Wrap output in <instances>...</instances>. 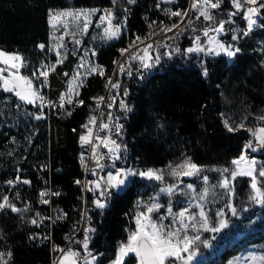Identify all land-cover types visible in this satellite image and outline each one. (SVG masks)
I'll list each match as a JSON object with an SVG mask.
<instances>
[{
    "label": "trees",
    "instance_id": "trees-1",
    "mask_svg": "<svg viewBox=\"0 0 264 264\" xmlns=\"http://www.w3.org/2000/svg\"><path fill=\"white\" fill-rule=\"evenodd\" d=\"M191 1L136 0L135 4H128L127 0H0V47L18 50L28 64L23 73L31 75L33 63L44 55L38 45L49 40L53 9L126 10L127 32L122 45L129 47L137 36L148 37L152 29L164 22L178 23L181 17L167 14L170 12L167 7L184 13ZM223 4L221 12H230L228 0ZM261 14L258 24L264 25V9ZM235 20L227 24L239 37L233 42L240 52L232 60L226 55L194 56L185 58L186 61L177 56L150 68L147 80L131 83V111L126 114L121 137V143L127 145V152L121 153L127 166L142 170L165 168L186 158L200 166H226L253 140L252 129L264 125L258 119L264 116V27H254L243 35L246 21L243 16ZM227 35L232 38V31ZM183 38L181 45L189 46L192 38L187 35ZM42 93L50 97L46 89ZM91 103L92 97L73 107L66 123L65 144L55 148V107L49 111L45 106L27 104L14 94L0 91V202L7 196L22 210L13 212L7 207L0 210V252L11 253L10 258L6 256L8 264H53L52 242L64 244L66 233L81 222L85 198L76 183L84 176L80 133ZM41 114V119H35ZM225 119L233 127L241 122L244 127L228 132ZM14 176L19 177L18 183L10 185L8 181ZM25 180L30 183H23ZM46 180L59 191V196L47 204L41 196ZM235 184L237 199L246 201L253 195L247 177H240ZM151 188L133 177L121 193L112 190L103 215L94 206L90 227L96 231L90 234L89 250L104 253L102 264L114 258L120 243L126 242L129 232L135 229L137 201L147 196ZM53 206L66 213L54 223L48 220ZM36 210L43 215L40 225L30 222ZM253 216L258 220L251 230H234L227 238H221L214 250L200 246L207 258L198 264H225L229 256L248 245L264 247V207H253L249 217ZM83 235L84 231L80 240ZM78 247L85 255L82 245ZM135 263L136 259L130 255L126 264Z\"/></svg>",
    "mask_w": 264,
    "mask_h": 264
},
{
    "label": "snow or ice",
    "instance_id": "snow-or-ice-1",
    "mask_svg": "<svg viewBox=\"0 0 264 264\" xmlns=\"http://www.w3.org/2000/svg\"><path fill=\"white\" fill-rule=\"evenodd\" d=\"M228 2L235 10L225 13L228 16L227 20H217L212 10L220 9L224 0H195L192 4V8L196 9L199 13L196 18L200 19L203 17L205 21H210L212 23L203 29V35L208 37V45H202L200 43V37L196 36L194 38V46L187 48L185 50L186 53H207L214 56H218L223 53L230 58L235 57L236 54L240 52V48L235 47L233 44L226 45L218 39H215V36H209V33L212 32L216 35L222 34L225 31V25L234 23L232 18L241 15V12L239 11L241 9H244L243 18L246 21V29L244 30L243 35H247L254 27H264V25L258 24V20L262 18L260 16V10L264 9V0H228ZM127 3L135 4L136 0H127ZM97 11L100 10H80L78 12L65 11L50 15V19L53 21H59L63 17H72L76 20H80L82 18L84 21L82 31L86 32L88 29L89 17ZM167 14L171 16H180L181 20H183L184 16H187V12L181 13L179 11H170ZM100 22L101 24L107 22V26L104 28V37L102 38H106L108 40L120 38L122 27L119 24H113V13L111 10H104V15L100 17ZM191 23L192 22L189 21L190 25ZM178 27L179 25L177 24H173L171 27L164 26L161 28V31L170 32L173 28ZM151 35L153 34L150 33L149 37ZM149 37H146L145 39H148ZM238 38V36H233V40H237ZM136 40L140 41V37L137 36ZM142 42L143 41H141V43ZM77 43H79V41H77ZM38 47L40 49H44L45 45L39 44ZM60 47H63V45H60ZM160 47L171 48L172 46L167 43L157 44V54L155 56L154 63L152 62L153 58L149 54V49L152 48V44H148L144 47V49L140 50L143 54H140V51L131 53L126 60V63L129 65L127 75H132L130 70L131 60L139 61L140 66L145 69L154 67L155 64H158L161 58L158 51ZM120 51L124 54L129 50L121 49ZM179 52L180 49L176 47L174 52L168 51L164 54L171 57L173 54ZM57 55H60L59 51H57ZM93 55H95L94 51ZM57 63H63V60H58ZM27 67L28 64L25 57L21 55L18 50L7 51L3 47H0V91L14 94L19 101L27 104H37V102H39L40 107L43 108L45 106V98L40 95V88L46 86L49 72L54 71L55 66L41 64L39 69H34L31 75H22L20 69ZM83 67H85V65L82 61L81 64L78 65V69ZM125 71V66L123 64L119 65V72L124 73ZM92 73L103 76L104 70L98 65H91L88 67L85 74L88 75ZM203 74L205 76L207 75V68L203 69ZM64 75L67 76L68 73H65ZM79 76L80 73L77 71V73L69 81L67 93V103L69 104L72 103L73 94L79 95V92L75 91V89L83 85V80H80ZM40 77H44V80L40 82V88L34 87V80H39ZM109 84H111L112 88L118 89L120 87L119 83L112 84L111 80H109ZM124 95H128L127 91L124 92ZM98 99L99 101H103L104 98L99 97ZM114 99L115 98H113V100ZM64 102L65 94H61L59 97V106L63 107ZM78 103L82 105L84 101L79 100ZM48 104L53 107L55 106V104L50 101ZM19 106L20 105L18 104L17 107ZM107 106L111 108L113 105L110 103ZM119 106L125 113L131 111V108H129L123 99L120 101ZM67 114L71 115V112H68ZM41 118L42 114L35 116V119L37 120ZM96 119L97 118L95 116H92L90 117L89 122L84 125V128L87 129V134L82 135L80 137V141L82 144L91 146L93 159L96 161V166L98 168L102 169L105 167V165L100 163L102 157L97 155V149L100 144H103L110 154L109 159L112 161L111 167L114 171H109L106 176L98 177L96 181L91 182L93 187L89 189L94 193L98 192L93 200V204L97 209L101 210V215H103V209L108 207V202L111 199L112 190L115 189L118 192L123 191L130 176H140L150 180L154 179L156 181H164V170L153 168L137 170L130 167L119 169L115 168V161L120 159L122 152H127V145L118 143L117 140L111 138V135L103 139L97 135L95 140L99 143H93V132L90 125H94L96 123ZM109 119H111V114H109ZM258 119L264 121V116H260ZM118 120L119 117L113 121L111 126L105 123L100 127L101 129H109L110 132H114L117 136H120L123 125L119 124ZM223 123L228 132L239 131V129L244 127L243 122L236 127H233L227 119H225ZM252 134L258 139V146L264 147V127L259 128ZM244 148L245 150H256L251 141H249ZM81 160L83 162V156L81 157ZM231 163L232 165H235V167L231 170L229 168L217 169V171L225 173L222 180L219 182L218 187L225 189L226 193L231 198L235 195L233 182L237 179V177H249L251 180L250 186L254 190V195L251 196V199L255 203L264 204V189L258 186L257 183L258 177L264 178V163L260 164L259 170H257V160L254 157L249 158L247 154L240 155L238 159L233 160ZM91 171L95 174V169H91ZM202 171L203 168L192 162L191 158H186L183 163L176 166H172L171 164L168 165V175L176 178L182 176H197ZM207 179V176L203 177L204 181H207ZM8 183L11 185L14 182L8 181ZM23 183H30V181L25 180ZM76 183L79 184L80 181H76ZM178 187V184H165V186L161 187L159 192L150 197L147 202L143 200L137 201V208L142 210L135 212V229L129 232L126 242L120 243L117 252L114 254V259H111L109 264H125V259L128 258L130 254L137 260V264H191V261L196 254L194 245L196 247H198L199 244L210 246V242L208 240H201V230L219 232L221 229L228 226V221L224 219L225 212L221 209L215 212V216L219 217L216 221L217 226L210 227L211 217L206 212L204 203L209 194V189L207 187L204 188L203 192L200 194L199 200L196 201V207L199 208L198 213L191 212L188 207H185L177 213H173L171 204H169L167 206V215H157L154 219L153 214H158L160 209L165 207L159 203L160 195L165 194L167 196H171ZM187 188L191 189L192 185H187ZM44 195H46V193H41V196ZM52 195H59V193H52ZM42 202L45 204L49 203L48 200H42ZM5 207L10 208L13 212L22 211L12 204L7 196L2 198V202H0V210H3ZM225 207L230 208L232 215L237 214L236 208L232 207L230 203L226 204ZM65 215L66 213H63L62 216L57 217V219H61ZM169 217H171L170 222L165 224L164 221L169 219ZM30 222L32 224L37 223L35 219ZM190 230L195 234H189ZM95 231V228L89 226L84 229L83 239L80 241H74L75 243L82 245L83 252L85 253L83 256H81L80 251H73L71 248H69L66 252L64 249H56L62 253V256L58 260V264H79L80 261H82L83 264H102L101 258L104 256V253L94 254L91 250H89L90 234L95 233ZM6 256L10 258L11 253L0 252V264H8V259L5 258ZM260 259L264 261V257H261Z\"/></svg>",
    "mask_w": 264,
    "mask_h": 264
},
{
    "label": "rangeland",
    "instance_id": "rangeland-1",
    "mask_svg": "<svg viewBox=\"0 0 264 264\" xmlns=\"http://www.w3.org/2000/svg\"><path fill=\"white\" fill-rule=\"evenodd\" d=\"M195 0L191 1V6L187 11V16L183 17V20H180L178 23H173L179 25L178 28H173L170 32H162L161 28L164 26L171 27L173 24L172 22H164L161 27H157L152 29L151 35L148 39H140V41L135 40L129 47H124L122 44L123 37L127 32V19L125 24V18H127L126 10L115 8V7H108V8H65V9H53L50 15H54L56 13L65 12V11H75L78 12L80 10H92V9H99L95 14L89 17L88 20V29L86 32L82 31L84 21L81 18L80 20H76L72 17H63L59 21H53L50 19V35L49 40L44 47V55L41 60L33 63L34 69H39L41 64L45 65H54L55 70L50 71L49 75L51 77V81L45 88H40V84L34 80V87L40 88V94L42 90L46 89L49 94V101L55 104V125H53V141L55 148L62 147L65 144V131H66V123L68 122V112H71L73 107L76 104H79V100H85L86 98L93 97L100 89V81L101 79L108 73V70L114 66L115 61L118 59L119 55H121V49H129L136 46H143V48L148 45L152 44V48L149 49V54L153 58L152 62L154 63L155 56L157 54V44H164L167 43L171 45V48L160 47L158 49L160 53V61H171L175 59L177 56L180 58H184L186 61L188 58L194 56H204L209 55L207 53H186V49L189 47H193L195 44V37H200V43L204 46L208 45V37L203 35V29L211 24L210 21H205L203 17L197 19L196 17L199 15L198 11L192 8V4ZM224 4L221 5V7ZM232 6V5H231ZM104 10H111L113 13V24H119L122 27V32L119 39L108 40L104 37V28L107 26V22L101 24L100 17L104 15ZM235 10L233 6L231 7V11ZM173 11V10H171ZM222 9H214L212 10L213 14L216 16L217 20L220 19H228V16L221 12ZM241 15L243 16L244 9L239 10ZM182 13V11L179 10ZM260 16L261 10H260ZM237 17V16H236ZM233 17L234 23L236 22L235 18ZM245 20V19H244ZM191 21V25L189 24ZM259 21V20H258ZM233 24V23H232ZM237 29V26L234 27V30ZM229 31H232V38H228ZM187 35L188 37L192 38V42L189 46L183 47L181 45L182 41L184 40V36ZM209 36H215V39L227 44H233L236 47V44L233 42V36H237L235 31H233L232 26L225 25V31L222 34L216 35L212 32L209 33ZM171 38V39H169ZM79 41V43H77ZM141 41H143L141 43ZM63 45V47H60ZM131 46V47H130ZM178 47L180 49L179 53L173 54L171 57L166 56L164 53L168 51H173ZM57 51L60 52V55H57ZM93 51L95 55H93ZM220 55H225L221 53ZM227 56V55H226ZM228 57V56H227ZM232 60L233 57H228ZM63 60V63H57L58 60ZM83 61L85 67L79 68L78 65L81 64ZM160 63V62H159ZM158 63V64H159ZM158 64H155L154 67L156 68ZM91 65H98L103 68L104 75L101 76L96 73L86 75V71L89 66ZM23 68L20 69L22 75H26L22 71ZM150 69V68H149ZM151 70V69H150ZM79 71L80 76L79 79L83 80V85L76 88L75 91L79 92V95H72V103H67V93L69 88V81L72 77ZM68 73L67 76L64 74ZM61 94H65V102L64 106H59V97ZM264 127L259 126L252 129V132L257 131L259 128ZM253 143L255 151L252 149H247L243 151L242 154H247L249 158H255L257 160V170H259L260 164L264 158H262L264 154V147L258 146V139L253 136ZM241 154V155H242ZM239 158V157H238ZM236 158V159H238ZM234 159V160H236ZM185 160V159H184ZM182 160L179 163L172 164V166H176L180 163H183ZM233 161V160H232ZM203 171L197 175L192 177L182 176L179 178L173 177L168 175V166L165 168H153V169H163L164 170V181H156L154 179L150 180L145 177L140 176H130L128 178V182H126L125 188L130 185L133 177H138L139 179L143 180L146 185H151L150 193L140 198L139 200H143L147 202L150 197L154 196L156 193L159 192L161 187H164L165 184H178L179 187L177 190L171 195L167 196L165 194H161L159 197V203L164 205L165 207L161 208L159 213H154L153 218L155 219L157 215H167V206L171 204L173 213H177L183 210L185 207H188L191 212L198 213L199 208L196 207V201L199 200L200 194L203 192L204 188L207 187L209 189V194L207 196L205 203V210L208 215L211 217L210 227H216V221L219 217L215 216V212L217 210H223L225 212V217L228 221V226L221 229L219 232H210L201 230V240H208L210 242V246H205L203 244H199L198 247L194 245L196 249V254L191 261V264H198L200 261L205 260L207 255L202 254L200 250V246H204V248H208L209 250L216 249L218 243H221V238H227L234 230L242 229L241 232H245L252 229V224L258 220L257 216L249 217L251 211H253V207L259 206L264 207V204L255 203L251 196H248V200L244 201L243 198L237 199L236 190H235V182L240 178L233 182V187L235 190V195L233 197H229L226 193L225 189L218 187L219 182L222 180L223 175L225 173H221L217 171V169L229 168L230 170L235 167L230 163L226 166H201ZM119 168H129L127 164L124 166H120ZM118 168V169H119ZM133 168V167H130ZM134 169V168H133ZM137 169V168H135ZM142 170V169H137ZM146 170V169H144ZM109 172V171H108ZM107 172V173H108ZM106 173V174H107ZM106 176V175H105ZM207 176V181L203 180V177ZM249 184L251 185V180L249 177ZM258 186L264 189V178H257ZM191 184L192 188H187V185ZM123 190V191H124ZM115 192H118L114 189ZM119 191L118 193H121ZM231 204L232 207H235L237 210L236 215H232L230 208L225 207L226 204ZM142 210L138 209L137 211ZM248 217V218H247ZM261 219V218H260ZM171 220H165L164 223L168 224ZM189 234L192 233L191 230ZM221 241V242H220ZM202 248V247H201ZM131 255V254H130ZM62 256V255H61ZM130 257V256H129ZM128 257V258H129ZM264 257V247H257L255 245H248L245 249H240L236 253H233L226 259L225 264H264L260 258ZM6 258V257H5ZM125 259V264L127 259ZM7 259V258H6ZM114 259V258H113ZM111 260V259H110ZM107 264H109V261ZM137 264V260L136 263Z\"/></svg>",
    "mask_w": 264,
    "mask_h": 264
},
{
    "label": "built area",
    "instance_id": "built-area-1",
    "mask_svg": "<svg viewBox=\"0 0 264 264\" xmlns=\"http://www.w3.org/2000/svg\"><path fill=\"white\" fill-rule=\"evenodd\" d=\"M167 9L171 11V6H168ZM144 49L143 46H136L129 48L128 52L119 55L118 59L115 61L114 66L112 67L111 71L106 75L103 82L101 83L100 90L92 97V103L90 105V113L87 116V118L84 120L80 137L82 135L87 134V129L84 128V125L89 122L90 117L95 116L96 123L94 125H90L92 128L93 136L92 140L93 143H99L95 140V137L99 135L102 139L111 135L112 139L117 140L118 143H121V137L124 131L125 126V117L127 112L125 113L120 108V101L123 99L124 102L131 108V103L129 100V94L131 89V83H134L139 80H147V76L151 75V70L142 68L140 66V62L137 60H131L130 61V70L132 75H127V69L129 67L128 63H126L127 58L131 55V53L138 52L140 50ZM140 54H143L142 51H140ZM123 64L126 68V71L124 73L119 72V65ZM44 80V77H40L39 80H36L37 83L40 84L41 81ZM109 80H111L112 84L119 83L120 87L112 88L111 84H109ZM51 81V77H47V84ZM45 88V87H43ZM127 91L128 95L125 96L124 92ZM45 98V107L49 109V111L52 110V106L48 104L49 97L46 93H41ZM99 97H103V101H99ZM113 98H115L113 100ZM112 104L113 106L109 108L107 105ZM37 105H40L39 102H37ZM55 109V108H53ZM109 114H111V119H109ZM119 117L118 123L123 125V128L121 129V135L117 136L114 132H110L109 129H101L102 124H109L112 125L113 121L116 120V118ZM80 144L83 148L80 156V164L81 169L84 173V176L82 179H79L77 181H80V183L77 185L81 186L84 198H85V205L83 209V215L81 222L78 224H74L71 229L66 233L64 237V244L60 245L57 242L53 241L51 248L53 252V264H58V260L61 257L62 253L60 251H57L56 249H64L65 252L71 248L73 251H80L78 247V243H75L74 241H80L81 235L84 231V229L91 226V212L94 209L93 200L95 196L98 194L94 193L93 191H90L89 189L93 187L91 182H94L98 179V177L105 176L108 171H114V169L111 167L112 161L109 159V153L108 150L103 146V144H100L99 148L97 149V155H100L102 159L100 160V163L105 165L104 168H98L96 166V161L93 159V154L91 151L90 145L82 144L80 141ZM83 156V162L81 160V157ZM125 162L122 157L120 159L115 161V168H119L120 166H124ZM91 169H95V174L91 171ZM43 176V175H42ZM18 176H14L12 178L13 184L18 183ZM103 183V182H102ZM114 190V189H113ZM59 191L55 190L54 186L46 180L44 182V187L41 191V193H46V195L42 196L45 200H48L50 202H53L55 198H57L59 195H52V193H56ZM51 214L48 215V220H50L52 223H54L57 219V217H60L62 215L61 209L57 208L56 206H53L51 208ZM37 221L36 225H40L43 221V215L40 212V210H36L34 213V217ZM81 253V251H80ZM82 256V253H81ZM79 264H83L82 261L79 262Z\"/></svg>",
    "mask_w": 264,
    "mask_h": 264
},
{
    "label": "crops",
    "instance_id": "crops-1",
    "mask_svg": "<svg viewBox=\"0 0 264 264\" xmlns=\"http://www.w3.org/2000/svg\"><path fill=\"white\" fill-rule=\"evenodd\" d=\"M167 1H173V0H167Z\"/></svg>",
    "mask_w": 264,
    "mask_h": 264
},
{
    "label": "bare ground",
    "instance_id": "bare-ground-1",
    "mask_svg": "<svg viewBox=\"0 0 264 264\" xmlns=\"http://www.w3.org/2000/svg\"><path fill=\"white\" fill-rule=\"evenodd\" d=\"M16 190V189H15ZM41 232V231H40Z\"/></svg>",
    "mask_w": 264,
    "mask_h": 264
}]
</instances>
